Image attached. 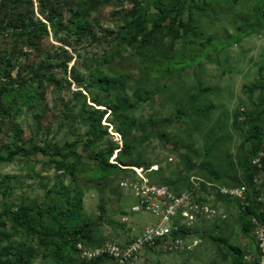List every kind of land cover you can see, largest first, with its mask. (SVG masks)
<instances>
[{
  "label": "rangeland",
  "instance_id": "rangeland-1",
  "mask_svg": "<svg viewBox=\"0 0 264 264\" xmlns=\"http://www.w3.org/2000/svg\"><path fill=\"white\" fill-rule=\"evenodd\" d=\"M194 1L0 0V155L45 148L0 160V210L29 216H0V261L120 264L62 230L92 247L154 222L120 185L152 164L216 212L191 250L124 264H264V0Z\"/></svg>",
  "mask_w": 264,
  "mask_h": 264
},
{
  "label": "built area",
  "instance_id": "built-area-1",
  "mask_svg": "<svg viewBox=\"0 0 264 264\" xmlns=\"http://www.w3.org/2000/svg\"><path fill=\"white\" fill-rule=\"evenodd\" d=\"M134 170V176L120 181L133 198L129 211L149 213L154 222L144 225L137 234L122 241L105 240L89 247L80 241L74 243V249L84 260L109 258L124 264L137 261L145 250H163L181 253L191 250L197 243L192 235V228L201 218L212 217L215 209L197 201L191 190H172L168 185L151 180L153 169ZM240 196V194H239ZM127 216H123V219Z\"/></svg>",
  "mask_w": 264,
  "mask_h": 264
},
{
  "label": "trees",
  "instance_id": "trees-1",
  "mask_svg": "<svg viewBox=\"0 0 264 264\" xmlns=\"http://www.w3.org/2000/svg\"><path fill=\"white\" fill-rule=\"evenodd\" d=\"M175 1H176V3L178 4V6L180 8L182 0H175ZM190 2L192 4H194V5H196L194 0H190ZM175 20H176L177 26H178L179 30H181V32L187 33L188 31H190L192 29V24L190 22V18L189 17H187L185 19H182L180 17V15L177 13L175 15ZM39 27L42 28V29H45V23L39 22ZM84 27H85L84 23H77V25H76V29L77 30H81ZM93 112H98L96 117L99 119V118L102 117V115L104 114L105 111L104 110L99 111L98 109H94ZM124 146H127V144L125 143L123 145V147ZM110 151H111V149H110ZM17 154H21V155L26 156V157H31L33 155H39V156L43 155V154L45 155V148L41 147V146H34V147H31V148H28V149L24 148V147H18L17 149L10 150L6 156H1L0 155V160H2V161H10L12 159V157L14 155H17ZM96 155L97 154H95L94 156L96 157ZM63 156L79 157V156H81V152H80L79 149H76V150L74 149V150H71V151L63 153ZM156 170H153L151 172H154ZM246 208L249 209L248 206ZM26 211H27L26 206L21 203L17 207H15L13 210L1 209L0 210V216L11 213L12 217L14 219H17V218H20V217L23 218L25 216H27V218H28L29 216L27 215ZM0 222L2 223V221H0ZM86 230H87L86 226L75 227L73 229H65V230H62V235L64 237H66V238L67 237L69 238V240H70V242H71V244H72V246L74 248V243L76 241H79V239L82 236H84ZM95 260H100V259H95ZM239 260H240V254L238 256L234 255V257L232 259V262H233V264H239ZM0 264H12V262L4 260V261H0Z\"/></svg>",
  "mask_w": 264,
  "mask_h": 264
}]
</instances>
